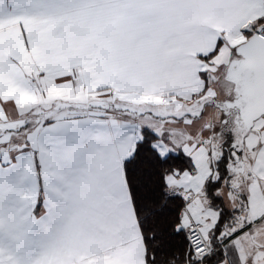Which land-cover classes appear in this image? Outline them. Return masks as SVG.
Instances as JSON below:
<instances>
[{
  "label": "snow or ice",
  "instance_id": "snow-or-ice-1",
  "mask_svg": "<svg viewBox=\"0 0 264 264\" xmlns=\"http://www.w3.org/2000/svg\"><path fill=\"white\" fill-rule=\"evenodd\" d=\"M0 264H264V0H0Z\"/></svg>",
  "mask_w": 264,
  "mask_h": 264
}]
</instances>
